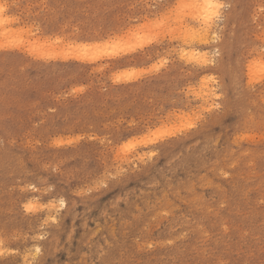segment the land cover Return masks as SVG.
Listing matches in <instances>:
<instances>
[{"label":"rangeland","instance_id":"374dc122","mask_svg":"<svg viewBox=\"0 0 264 264\" xmlns=\"http://www.w3.org/2000/svg\"><path fill=\"white\" fill-rule=\"evenodd\" d=\"M215 2L0 0V264H264V0Z\"/></svg>","mask_w":264,"mask_h":264},{"label":"bare ground","instance_id":"6f19581e","mask_svg":"<svg viewBox=\"0 0 264 264\" xmlns=\"http://www.w3.org/2000/svg\"><path fill=\"white\" fill-rule=\"evenodd\" d=\"M195 2H197L196 4H197V6H196V8H197V10H196V12H197V14L198 15H195V12H193L192 11V13L195 15V17H196V19H198L197 18V16H199V17H202V25H203V28L200 30H198L199 31V35H200V40L201 41H205L206 40V37L208 36V33H210V32H212L213 31V29H212V24H213V18L215 17V15H217V14H215V15H212L211 16V18H209V13L210 12H213V13H217V9H208L207 7H206V5H205V3H204V0H195ZM194 3V2H193ZM199 3V4H198ZM194 8H195V5H194ZM219 11V10H218ZM0 13H1V11H0ZM219 13H220V11H219ZM218 13V14H219ZM0 16H1V14H0ZM219 16V15H218ZM1 18V17H0ZM4 18V17H3ZM3 18H1V20L3 19ZM193 18V17H192ZM214 19H216V18H214ZM213 20V21H212ZM4 21V20H3ZM5 22V21H4ZM199 24L198 25H200V22H198ZM5 24V23H4ZM197 25V26H198ZM2 26V25H1ZM202 27V26H201ZM199 28V27H198ZM215 28V27H214ZM186 29V28H185ZM196 31V30H195ZM198 31H197V34H198ZM185 34V33H184ZM183 34V35H184ZM188 34V33H187ZM186 35V34H185ZM192 35V34H191ZM198 36V35H197ZM206 36V37H205ZM185 38V37H184ZM199 38V37H198ZM210 38V37H209ZM213 40H214V38H213ZM189 42H191V40L189 41ZM193 45V44H192ZM204 55V54H203ZM208 56V55H207ZM206 56V57H207ZM200 58V57H199ZM209 58H210V56H209ZM197 60H199V62L203 65H205L206 63H207V61H208V59H206V58H203V56L200 58V59H197ZM212 60V59H211ZM211 60H209V61H211ZM197 62V61H196ZM213 62V61H212ZM211 62V63H212ZM199 63V64H200ZM210 63V62H209ZM208 63V64H209ZM211 65V64H210ZM206 90H208V89H206ZM209 91V90H208ZM203 93V92H202ZM204 95V94H203ZM211 95V94H210ZM212 96H213V94H212ZM202 97V96H201ZM209 97V96H208ZM212 98V97H211ZM131 155V154H130ZM146 155V154H145ZM143 156H144V154H143ZM148 157H149V155H148ZM135 158V157H134ZM141 158V157H140ZM127 159V158H126ZM149 159V158H148ZM142 160V159H141ZM140 160V161H141ZM129 161V160H128ZM50 204V203H49ZM52 204V203H51ZM50 204V205H51ZM53 205V204H52ZM63 205V204H62ZM55 207V206H54ZM40 209V208H39ZM52 209V208H51ZM50 219V218H49ZM54 219V218H53ZM48 221V220H47ZM51 221H53V220H51ZM54 222V221H53ZM37 251H38V247L37 246H34V250H33V254H35V253H37ZM36 255V254H35Z\"/></svg>","mask_w":264,"mask_h":264},{"label":"snow or ice","instance_id":"6c2138e0","mask_svg":"<svg viewBox=\"0 0 264 264\" xmlns=\"http://www.w3.org/2000/svg\"><path fill=\"white\" fill-rule=\"evenodd\" d=\"M204 3L206 5V7L208 9H218L220 7H222L223 5H220L218 3L215 2V0H204ZM0 11H3L2 8H0ZM215 14H218V13H213V12H210L209 13V18H211L212 15H215ZM191 127V125H189Z\"/></svg>","mask_w":264,"mask_h":264}]
</instances>
